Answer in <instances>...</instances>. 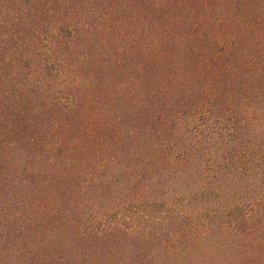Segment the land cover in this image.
Masks as SVG:
<instances>
[{
    "label": "trees",
    "instance_id": "trees-1",
    "mask_svg": "<svg viewBox=\"0 0 264 264\" xmlns=\"http://www.w3.org/2000/svg\"><path fill=\"white\" fill-rule=\"evenodd\" d=\"M0 264H264V0H0Z\"/></svg>",
    "mask_w": 264,
    "mask_h": 264
},
{
    "label": "rangeland",
    "instance_id": "rangeland-1",
    "mask_svg": "<svg viewBox=\"0 0 264 264\" xmlns=\"http://www.w3.org/2000/svg\"><path fill=\"white\" fill-rule=\"evenodd\" d=\"M6 126H8V129H19V126L17 125V123L15 124V128L13 127L12 124H7Z\"/></svg>",
    "mask_w": 264,
    "mask_h": 264
}]
</instances>
